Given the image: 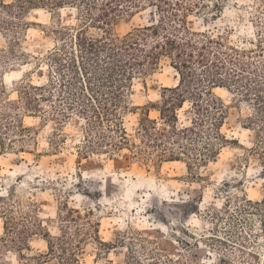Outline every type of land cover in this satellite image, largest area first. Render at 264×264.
Wrapping results in <instances>:
<instances>
[{
	"label": "rangeland",
	"instance_id": "rangeland-1",
	"mask_svg": "<svg viewBox=\"0 0 264 264\" xmlns=\"http://www.w3.org/2000/svg\"><path fill=\"white\" fill-rule=\"evenodd\" d=\"M187 4L191 30L222 34L240 50L254 51L252 63L264 62L258 49V0ZM77 17L76 8L28 14L30 28L16 48L18 58L5 60L8 65L1 70L9 100L18 99L24 82L39 86L59 78L47 61L62 44L53 30L76 25ZM158 18L156 9L148 8L116 22L113 30L124 36ZM10 38L0 33V49ZM179 81L171 59L163 58L155 72L134 80L128 103H157L162 88ZM243 85L241 91L214 90L225 106L221 133L227 141H218L216 158L201 165L183 160L155 166L126 148L99 149L88 142L98 139L96 132L89 137L85 119L74 112L62 122L53 102L25 116L36 143L26 152L12 149L9 140L0 145V256L9 264H61L58 253L50 255L47 234L61 238L67 233V246L77 248L79 264H264V133L256 120L254 92ZM140 113H128L123 121L137 142ZM193 117L188 102L179 111L180 126H191ZM208 141L204 136L203 146ZM12 218L18 230L31 232L24 251L1 241Z\"/></svg>",
	"mask_w": 264,
	"mask_h": 264
},
{
	"label": "trees",
	"instance_id": "trees-1",
	"mask_svg": "<svg viewBox=\"0 0 264 264\" xmlns=\"http://www.w3.org/2000/svg\"><path fill=\"white\" fill-rule=\"evenodd\" d=\"M66 8L78 10L76 25L60 24L53 30L62 44L47 57L59 78L52 76L39 86L24 82L18 99L9 100L1 70L8 65L5 60L18 58L16 48L30 28L28 14L39 9L55 14ZM148 8L158 13L153 23L124 36L114 33L116 22ZM190 11L187 0H16L11 4L0 0V33L11 37L7 47L0 49V145L5 146L9 140L12 149L26 152V146L35 140L24 125L25 116L41 113L43 104L53 102L51 106L62 122L74 112L85 119L89 137L96 132L98 139L88 142L99 149L110 147L117 152L126 148L134 158L155 166L183 160L190 166L205 164L216 158L217 142L227 141L221 133L225 106L214 90L241 91L244 82L256 97V120L264 133V62L252 63L254 51L240 50L222 34L204 35L191 30ZM261 11L264 0H258L256 7L258 49L264 54ZM163 58L171 59L179 73V84L162 88L157 103L129 104L134 80L155 72ZM188 102L194 117L191 126H180L179 111ZM139 111L137 142L130 138L123 121L126 114ZM152 112H157L159 118L153 119ZM204 136L209 140L205 146ZM6 225L7 234L1 240L4 245H14L19 251L28 249L26 236L30 230H18L13 218ZM47 237L51 238L50 255L58 253L61 264H79L74 254L77 248L67 246L71 240L67 233L61 238ZM0 264L9 263L0 256Z\"/></svg>",
	"mask_w": 264,
	"mask_h": 264
}]
</instances>
